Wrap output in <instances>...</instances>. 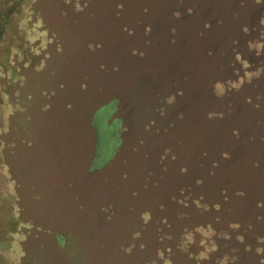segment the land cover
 <instances>
[{"label":"rangeland","instance_id":"1","mask_svg":"<svg viewBox=\"0 0 264 264\" xmlns=\"http://www.w3.org/2000/svg\"><path fill=\"white\" fill-rule=\"evenodd\" d=\"M28 1L36 11L34 15L27 12L33 23L31 28L22 30L24 39L32 53L42 51L46 56L41 67L32 64L31 58L23 59L18 63L17 76L0 69V264H20L26 248L34 249L36 264H64L65 257L50 245L56 234L69 237L81 250L82 259L90 264H130L129 253L115 250L114 244L131 235L136 210L166 203L161 189L160 193L150 189L152 182L144 179L145 172L158 167L157 149L161 143L178 153L183 129L176 126L157 138H145L143 123L135 119L134 113L147 114L150 107L141 105L137 111L131 110L130 129L122 148L102 167L88 173L95 150V132L89 126L88 114L91 116L110 97L126 104L132 99L139 103L141 89L139 85L135 88L134 83L139 78L155 77L161 70L157 63L162 56L161 46L155 50L157 56L149 50L142 62L127 57V48L121 44L126 42L123 27L133 30L137 20L148 18L158 25V33L163 36L167 18L162 13L173 9L170 19L176 18L190 10L185 8H190L192 0H147L152 9L144 16L135 9L139 0ZM193 1L197 2L194 6L199 16L226 17L223 30H217L214 24L203 37L208 46L218 45V41L223 42L219 46L225 47L242 44L243 26L255 21L254 14L264 12V0L245 1V5L243 0H212L208 7V0ZM118 3L124 7L121 15ZM232 9L240 10V22ZM187 24L191 26L178 24L171 55L178 63L174 62L173 67L181 68L177 67V76L185 73L189 79L186 83L169 80L172 85L162 82L169 94L176 86L180 91L185 87L187 94L201 85L206 88L208 77L198 68L201 49L197 48L194 34L198 24ZM183 31L189 42L180 50ZM178 49L180 52L176 53ZM4 57L1 52L0 59ZM12 57L8 63H14ZM226 59L230 60V53ZM118 62L123 63L124 70L117 77L110 70ZM102 63L108 71L102 72ZM216 65L222 71L225 68L221 61ZM255 75L256 72L244 73L242 79L227 81L224 86L235 88ZM221 87L215 85V91ZM142 92L147 100L149 95ZM155 102L156 99L150 100V105L153 107ZM186 137L190 144L188 161L194 150L191 138ZM142 138L145 145L140 147ZM147 153L148 160H144ZM168 167L170 176L160 183L161 188L177 182V165L170 163ZM147 184L150 187H145ZM101 208L112 209L109 221L104 222V215L99 214ZM10 218L19 222L14 229L7 225Z\"/></svg>","mask_w":264,"mask_h":264},{"label":"trees","instance_id":"2","mask_svg":"<svg viewBox=\"0 0 264 264\" xmlns=\"http://www.w3.org/2000/svg\"><path fill=\"white\" fill-rule=\"evenodd\" d=\"M245 1L249 0H243V5ZM139 2L135 8L140 9L137 13L149 14L152 8L147 0ZM196 3L192 0L188 4L190 8H185L190 10L173 19H170L173 9L163 12L167 18L163 36L158 33V25L148 18L137 20L133 30L131 27L122 29L126 42L121 44L127 48L131 61L142 62L149 50L157 56L155 50L162 48L157 62L161 70L155 77L139 78L134 83L135 88L139 85L140 91L149 95L137 105L149 106L148 113H134L135 119L143 123L145 138H157L177 127L183 129V133L178 141V153L161 143L157 149L158 167L145 172L144 179L152 182L150 189L155 193H160L161 189L166 203L136 210L131 235L125 237L126 241L115 243V250L129 253L130 264H264V12L254 14L255 21L243 26L242 44L225 47L219 46L223 42L218 41V45L208 46L203 37L214 24L217 30H223L226 17L199 16ZM208 3L213 1L208 0L207 7ZM117 6L121 15L123 4ZM35 11L28 0H0V53L5 54L4 59H0V69L9 70L10 76H17L18 63L25 58H31V63L39 67L44 65L45 52L32 53L22 31L25 27L31 28L33 23L27 12L34 15ZM231 12L240 22V10ZM188 21L198 24V31L194 33L197 48L201 49L198 68L208 77L206 88L201 85L187 94L185 87L180 91L176 86L169 94L162 82L179 79L186 83L189 79L185 73L177 76L180 67L176 65L177 70L170 74L173 76L167 77L163 72L164 67L174 62L178 64L171 55L174 53L172 45L176 44L178 24L191 26ZM21 22L25 24L20 26ZM185 34L183 31L180 50L189 42ZM227 53L230 60H225ZM11 56L14 63H8ZM17 58L22 60L16 62ZM218 61L224 64L223 71L216 65ZM8 65L10 67L6 68ZM100 68L102 72L108 71L105 63ZM123 68V63L118 62L110 71L118 77L123 74ZM251 72L256 75L237 87L224 86L227 81L233 83L242 79L244 73ZM215 85L222 86L220 91H215ZM152 99H156L153 107ZM130 107L120 98L110 97L96 107L91 116L88 114L89 126L95 132V150L88 173L102 167L122 148L130 129ZM186 135L191 138L194 150L188 161L190 144ZM143 138L139 141L140 147L145 145ZM143 159L148 160V153ZM170 163L173 167L177 165V182L161 188L160 183L170 176ZM111 210L100 209L104 222L109 221ZM13 219L7 221L10 229L19 223ZM50 245L65 257L64 264H90L82 259L81 250L67 236L54 235ZM33 254L34 249L26 248L20 264H36Z\"/></svg>","mask_w":264,"mask_h":264},{"label":"water","instance_id":"3","mask_svg":"<svg viewBox=\"0 0 264 264\" xmlns=\"http://www.w3.org/2000/svg\"><path fill=\"white\" fill-rule=\"evenodd\" d=\"M174 71H176V67H173V65L170 67H164L163 68V72H165L166 75L171 74ZM134 92L136 93V90ZM142 93H145V92L139 91V93H138L139 98L141 99V102H139V103H143L142 98H144V97H143ZM144 101H146V97L144 98ZM139 103H135L134 99H132V101L129 103V106L131 105L130 110L137 111V109H139V107L137 106V105H139Z\"/></svg>","mask_w":264,"mask_h":264}]
</instances>
